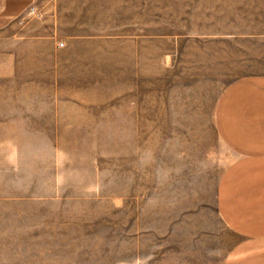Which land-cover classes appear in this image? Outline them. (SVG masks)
<instances>
[{"label": "rangeland", "instance_id": "obj_1", "mask_svg": "<svg viewBox=\"0 0 264 264\" xmlns=\"http://www.w3.org/2000/svg\"><path fill=\"white\" fill-rule=\"evenodd\" d=\"M236 8L0 0V264H222Z\"/></svg>", "mask_w": 264, "mask_h": 264}, {"label": "crops", "instance_id": "obj_2", "mask_svg": "<svg viewBox=\"0 0 264 264\" xmlns=\"http://www.w3.org/2000/svg\"><path fill=\"white\" fill-rule=\"evenodd\" d=\"M236 29L225 62H248L252 74L221 91L215 125L233 159L221 172L216 204L236 237L222 264H264V0H236ZM9 14V13H8Z\"/></svg>", "mask_w": 264, "mask_h": 264}, {"label": "built area", "instance_id": "obj_3", "mask_svg": "<svg viewBox=\"0 0 264 264\" xmlns=\"http://www.w3.org/2000/svg\"><path fill=\"white\" fill-rule=\"evenodd\" d=\"M62 44V43H61Z\"/></svg>", "mask_w": 264, "mask_h": 264}]
</instances>
